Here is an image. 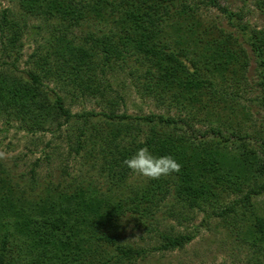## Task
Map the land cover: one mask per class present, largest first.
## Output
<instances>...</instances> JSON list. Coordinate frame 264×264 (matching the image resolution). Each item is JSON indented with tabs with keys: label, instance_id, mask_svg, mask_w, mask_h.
<instances>
[{
	"label": "trees",
	"instance_id": "trees-1",
	"mask_svg": "<svg viewBox=\"0 0 264 264\" xmlns=\"http://www.w3.org/2000/svg\"><path fill=\"white\" fill-rule=\"evenodd\" d=\"M14 1L17 11L0 6V118L67 133L76 154L97 159V173L45 182L34 166L25 180L0 160V264H144L197 236L156 226L169 197L172 215L205 211L264 250V122L247 126L254 115L241 100L254 60L264 108L263 28L220 0ZM253 2L264 13V0ZM210 7L239 19L238 33L207 18ZM30 28L46 35L20 70ZM121 72L180 116L120 112ZM79 100L101 108L73 112ZM199 116L207 129L195 128ZM145 146L173 156L179 172L138 178L123 161ZM129 224L157 232L154 246L126 240Z\"/></svg>",
	"mask_w": 264,
	"mask_h": 264
},
{
	"label": "rangeland",
	"instance_id": "rangeland-1",
	"mask_svg": "<svg viewBox=\"0 0 264 264\" xmlns=\"http://www.w3.org/2000/svg\"><path fill=\"white\" fill-rule=\"evenodd\" d=\"M220 4L229 6L233 12H242L241 22L248 23L250 28L264 29V13L259 11L253 0H220ZM0 6H9L18 10L14 0H0ZM205 11L207 18L220 22L230 30L236 32L239 30L236 25L239 19L230 20L217 7H210ZM38 23L39 19H30L31 25ZM45 35L44 31L38 34L30 28V32L23 39V55L19 61L20 70L29 68L30 65L26 60L44 41ZM248 80L250 86L246 87L245 92H242L241 100L250 106L254 115V117L251 115L252 120L246 121L247 126L250 124V126H254L252 121L257 125L264 122V108L257 101V98L261 96V88L257 84L259 78L257 63L254 60L248 72ZM135 84L136 80L128 72H121L118 74V78H115L114 86L125 96L126 102L120 112L125 110L132 115H147L155 112L169 113L175 117L180 116L179 109L162 103L154 96L142 93ZM71 104H73L70 105L73 112L101 108L95 100H79L71 102ZM202 116H199L200 120L195 122L196 129L205 130L209 126L208 123L201 121ZM72 144L74 145L69 141L65 132L54 134L52 131H38L32 133L21 128L18 122L7 123L5 119L0 118V160L19 179L26 180L29 177L30 169L34 166L38 175L45 182L58 183L61 181L66 183L74 179L77 180L88 171L97 173V170L93 168L97 159H86L83 151L76 154L70 146ZM36 162L37 165H35ZM137 177L140 176L137 175ZM173 202L174 199L169 197L162 205L156 215L159 222V224L155 223L156 226L163 231H196L197 236L184 248L153 253L143 262L144 264H264V250L254 246L251 239L243 235L241 227L239 229L235 227L234 230L219 217L208 216L207 212L199 209L190 210L185 216H174L170 212ZM256 204L259 210L264 213V194L256 198ZM239 224H243V221H240ZM123 236L134 244H143L147 247L154 246L157 240V232L149 234L145 228L134 227L133 224L127 225Z\"/></svg>",
	"mask_w": 264,
	"mask_h": 264
},
{
	"label": "clouds",
	"instance_id": "clouds-1",
	"mask_svg": "<svg viewBox=\"0 0 264 264\" xmlns=\"http://www.w3.org/2000/svg\"><path fill=\"white\" fill-rule=\"evenodd\" d=\"M123 165L132 172L150 179H158L173 172H179L181 165L171 155H154L148 147H140Z\"/></svg>",
	"mask_w": 264,
	"mask_h": 264
}]
</instances>
